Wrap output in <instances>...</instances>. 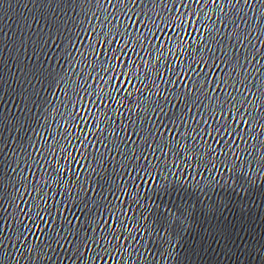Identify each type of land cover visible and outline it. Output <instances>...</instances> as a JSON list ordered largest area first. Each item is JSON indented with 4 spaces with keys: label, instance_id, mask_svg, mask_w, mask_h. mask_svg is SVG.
I'll list each match as a JSON object with an SVG mask.
<instances>
[{
    "label": "snow or ice",
    "instance_id": "snow-or-ice-1",
    "mask_svg": "<svg viewBox=\"0 0 264 264\" xmlns=\"http://www.w3.org/2000/svg\"><path fill=\"white\" fill-rule=\"evenodd\" d=\"M53 3L57 10L42 14L45 23L33 32L9 36L0 27V49L22 54L8 79L4 65L10 61L0 57V90L12 80L25 101L17 106L20 115L0 106V129L16 140L25 134L12 155L24 158L17 161V179L32 200L13 204L20 197L4 191L0 176V264H135L146 254L148 264L166 262L175 245L152 255L144 238L153 235L142 211L150 199L145 192L169 176L180 181L177 171L201 192L202 180L209 189L235 184L234 192L264 182V0H43ZM194 7L207 11L199 16ZM73 29L78 35L64 37L63 47L50 35ZM53 48L62 54L56 60ZM76 64L80 83L73 81L69 96L59 89L68 77L55 68L67 72ZM50 90L62 91L66 100L56 99L74 110L65 123L78 129L77 143L68 139L71 132L61 133L70 147L33 142L46 131L42 121L50 122L51 111L43 107L52 103L44 95ZM0 145L7 155L2 133ZM82 148L95 155L89 159ZM33 155L42 171L32 172L34 180L23 166ZM49 180L64 191L49 195ZM235 227L214 226L213 242L231 239Z\"/></svg>",
    "mask_w": 264,
    "mask_h": 264
},
{
    "label": "water",
    "instance_id": "water-1",
    "mask_svg": "<svg viewBox=\"0 0 264 264\" xmlns=\"http://www.w3.org/2000/svg\"><path fill=\"white\" fill-rule=\"evenodd\" d=\"M0 4L3 5L0 8V17L5 14L11 17L10 21L0 20V27H4V30L9 32V36L13 33H16L17 36L20 35L19 29H23L24 33L37 30L40 25L45 23L41 19L42 14L47 15L49 12L57 10L55 3L51 6H44L43 0H39L37 3H34V0H0ZM9 4L11 7H9ZM192 10L197 12L199 16H203V12L207 11V9L201 11L198 7H194ZM162 15H171V13H162ZM50 19L51 17H49ZM25 20L32 25V28L25 26ZM37 21L39 22L38 24L36 23ZM205 23L207 24L208 21H205ZM95 26L97 31H101L99 23H96ZM45 31H48V29H45ZM50 35L53 41L60 43L63 47L66 43L64 37L76 36L78 33L73 29L72 32H64L61 35L53 30ZM134 35L137 34L134 33ZM121 44H124L123 38H121ZM165 44L167 47H171V44H168L167 41H165ZM78 47L81 48V51L84 50L82 45H78ZM45 50L48 51V49ZM137 50L139 51V49ZM51 53L53 60L58 59L62 55L54 48L51 49ZM18 55L22 54L11 51V46H7V49H0V57L10 61L4 65L5 79H8L10 71H14L15 57ZM75 58L77 61L81 59L78 54H76ZM132 58L136 59L134 55H132ZM145 58L147 59V57ZM171 59L172 57L169 56V60ZM65 68H68L67 64ZM79 68L80 65L78 64L73 65V68L67 72H65V69L55 68L56 72L68 77L67 84L62 81L59 89L67 91L69 96L73 95L71 87L73 81L76 84L80 83V78L74 74ZM117 70H120L119 67ZM86 71L90 72V69ZM161 71L163 72L164 69H161ZM93 75L95 74L93 73ZM84 79H87V77L85 76ZM45 84H47V81H45ZM137 86H139L138 82ZM37 87L39 88L40 86L37 85ZM19 91L20 89L12 80H8V83L4 84L3 89L0 90V106H3V110L7 114H21L17 106L22 107L25 101L18 94ZM81 94L83 95V92ZM44 95L46 99H51L52 101L51 104L43 105L45 109L51 111V118L50 122L42 121V123L47 125L46 131L37 129V131H40L42 139L33 136V142L43 144L46 141L48 144H54L59 141L65 147H70L61 135V133L68 131L73 134L68 139L73 144H76L74 136L78 134V129L68 128L65 123V120L68 119L69 111L74 110L71 105L68 108H64L59 100L56 99L59 96L60 99L66 100L63 92L56 90L53 94L50 90ZM29 106L31 107V105ZM58 113H63V117ZM45 115H47V112H45ZM116 119L122 118L117 117ZM0 133L6 138L7 143L5 148L7 155L0 154V168L3 169L0 172V176L4 178L3 183L6 185L4 191L20 197L16 201H12L13 204L24 206V200L31 204V197L25 193L24 186L17 179V175L20 172L17 167V161L24 158L19 154L12 155L13 150L23 142L25 134L21 132V139L16 140L13 138L15 136L13 132L0 129ZM48 133L55 135L56 140L50 139ZM109 140L114 143L111 137ZM109 146L111 147V143H109ZM0 147H3V145H0ZM70 150L72 149L70 148ZM81 150L86 152L89 159L95 155L94 150H84L83 148ZM101 150L103 151L104 149L101 147ZM77 158L79 159V156ZM35 159L36 156L33 155L32 160L27 161L23 165L28 179H35L32 176V172H35L36 176L42 174L39 165L33 162ZM61 162H63L62 159ZM81 163L85 162L81 159ZM29 168H31V172L28 171ZM12 169H16V171L14 172ZM173 171L177 170L174 169ZM51 175H55V173L49 172V176ZM83 175L87 176L86 169L83 171ZM177 175L180 176V181H177L176 176H169L167 181L161 182L159 189H154L152 192H145L144 194L145 197H150V199L142 211L152 221L148 226V231L153 233L151 237L145 236L144 238L148 241V247L151 249L152 255L168 249L170 242L175 245L174 255L166 262L161 261V264H264V182L257 181L251 187L245 183L244 187L248 189L247 192L239 190L234 192L235 184H232V187H228L223 185V181H221L223 186L218 187L213 184L212 189H209L206 186V182L202 180L204 192H201L194 188L195 181H191L190 184L183 181V175L178 171ZM209 179H211L210 176ZM241 182L243 183V181ZM24 183L26 184L27 180ZM48 183L52 184V181L49 180ZM229 183L231 184V181ZM14 184L19 187V193L13 187ZM63 191L64 189L57 188L55 184H52L49 195L55 196L56 192ZM4 199L11 201V195L4 196ZM4 206L9 207L7 203ZM9 211H12L11 207H9ZM13 217H15V213H13ZM25 223L30 224L27 220ZM222 223H229L230 226L235 225V234L231 236V239H221L219 243H215L212 238L214 226ZM13 226L17 227L14 222ZM156 233H159V235H156ZM248 252L252 254L248 255ZM124 256L127 259V253ZM150 259L151 257L146 254L144 258L136 260L135 264H148ZM57 264H59V261ZM64 264H71V262L65 261ZM121 264H123V260H121ZM127 264H132V260L128 259Z\"/></svg>",
    "mask_w": 264,
    "mask_h": 264
}]
</instances>
